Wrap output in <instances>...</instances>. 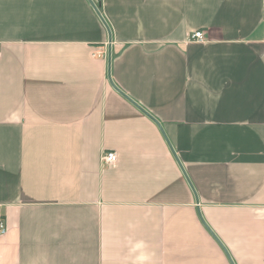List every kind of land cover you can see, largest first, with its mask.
Listing matches in <instances>:
<instances>
[{
  "label": "crops",
  "instance_id": "obj_1",
  "mask_svg": "<svg viewBox=\"0 0 264 264\" xmlns=\"http://www.w3.org/2000/svg\"><path fill=\"white\" fill-rule=\"evenodd\" d=\"M0 48V264H264V0H0Z\"/></svg>",
  "mask_w": 264,
  "mask_h": 264
},
{
  "label": "built area",
  "instance_id": "obj_2",
  "mask_svg": "<svg viewBox=\"0 0 264 264\" xmlns=\"http://www.w3.org/2000/svg\"><path fill=\"white\" fill-rule=\"evenodd\" d=\"M194 38L198 42H203L204 41V34L203 32H196L194 35ZM0 57H1V48H0ZM101 162L103 166L105 167H111L114 166L117 163V154L116 152H106L103 154L101 158ZM7 231L6 224L3 219H0V234L3 235Z\"/></svg>",
  "mask_w": 264,
  "mask_h": 264
},
{
  "label": "clouds",
  "instance_id": "obj_3",
  "mask_svg": "<svg viewBox=\"0 0 264 264\" xmlns=\"http://www.w3.org/2000/svg\"><path fill=\"white\" fill-rule=\"evenodd\" d=\"M137 247L138 248L143 247V244L141 243V244L137 245ZM145 259H146V256H144V255H140V256L137 257V261L140 262V264H143V261Z\"/></svg>",
  "mask_w": 264,
  "mask_h": 264
},
{
  "label": "water",
  "instance_id": "obj_4",
  "mask_svg": "<svg viewBox=\"0 0 264 264\" xmlns=\"http://www.w3.org/2000/svg\"><path fill=\"white\" fill-rule=\"evenodd\" d=\"M96 8V10L99 12V10L97 9V7H95ZM99 14H100V12H99ZM101 16V15H100ZM101 18H102V16H101ZM103 19V18H102ZM108 27V26H107Z\"/></svg>",
  "mask_w": 264,
  "mask_h": 264
}]
</instances>
